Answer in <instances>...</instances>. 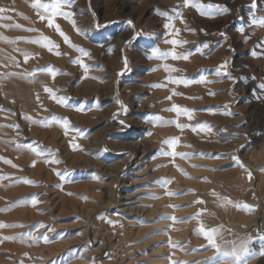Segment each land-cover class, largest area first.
<instances>
[{
    "label": "rangeland",
    "instance_id": "374dc122",
    "mask_svg": "<svg viewBox=\"0 0 264 264\" xmlns=\"http://www.w3.org/2000/svg\"><path fill=\"white\" fill-rule=\"evenodd\" d=\"M53 2L0 0L6 9L0 16L11 17L0 19V224L5 225L0 264H162L170 222L183 233L181 262L219 264L218 255L224 258V251L251 240L239 264H264V256L257 255L263 230L252 226L264 192V99H257V85L264 82V0H256L255 9L249 7L252 0H199L230 9L219 14L205 7L204 15L192 6L194 0H60L73 16L57 15L49 26L50 11L35 5ZM71 20L87 34L78 33ZM96 20L108 26L94 30ZM127 21L135 31L153 35L123 45L131 71L118 76L123 61L114 59L105 68L94 53L102 58L117 39L130 40L134 31ZM169 22L173 28L165 29ZM55 25L88 54L65 43ZM176 30L175 38L187 43H164L165 49L156 44L155 37L170 40ZM150 46L191 55L162 58L177 71L158 72L144 55ZM79 57L89 66L87 73L75 62ZM225 60L236 80L226 72L216 74ZM200 75L209 82L184 85L168 79ZM54 96L68 98L67 105ZM117 99L127 106L126 114L118 111L119 104L113 106ZM173 104L192 110V118L170 110ZM149 115L160 119L149 122ZM205 122L209 130L196 128ZM177 123L190 127L180 129ZM170 138H178L175 152L186 155L164 154ZM172 160L182 180L170 175L165 190L163 167ZM166 191L173 193L169 209ZM213 228L221 252L201 231ZM44 235L48 242L32 239Z\"/></svg>",
    "mask_w": 264,
    "mask_h": 264
},
{
    "label": "snow or ice",
    "instance_id": "6c2138e0",
    "mask_svg": "<svg viewBox=\"0 0 264 264\" xmlns=\"http://www.w3.org/2000/svg\"><path fill=\"white\" fill-rule=\"evenodd\" d=\"M185 3L187 4L188 0H185ZM35 6L43 7L46 11H50V15L47 17L49 26H53V18L56 17L57 15H61V16L65 17L66 19H70L73 16L72 12L63 10L64 6L61 4L60 0H54V2L50 3V4H37ZM192 6L197 8L198 10H200L201 15L205 14V11H204L205 7L207 9L215 8L219 14H225V13H228L230 11V9H228L226 6H223V5H213V4L209 3L208 5L205 6V5L201 4L199 2V0H194ZM249 7L251 9H255L257 7L256 0H252V3L249 5ZM5 11H6L5 8L0 7V13H3ZM91 14L95 17V13L94 12L91 13ZM177 15H179V13H177ZM5 18L11 19V17L0 16V19H5ZM41 18L44 19V17H41ZM168 19H169V21H171L173 19V17L169 16ZM71 23H72L74 29L78 33L85 34V35L87 34V30L80 29V28L76 27V21L75 20H71ZM108 23H117V22L110 21ZM262 23H264V21H262ZM126 24L133 28L134 34H133V36H132V38L130 40L125 41V48H127V47L133 45L134 43H136L140 37H150V36L153 35V34H149V33H143L142 31H135L134 25H132L131 21H127ZM14 26L15 27H21L20 25H14ZM107 26H108V24H101L98 20H96L95 24L93 25V29L98 31L99 29L106 28ZM6 27H13V25H6ZM55 27H56V30L59 32V34L63 37L65 43L71 44L70 38L59 28V26L55 25ZM163 27L165 29H172L173 25H172V23L169 22V23L164 24ZM238 31L243 32L244 31V27L241 26L240 28H238ZM177 32H178V30L173 31L172 33H170L173 36V38L170 39V40L166 39L165 43H169V44H171L173 46L183 45V44L187 43V41L177 40L175 38ZM219 35L223 39H225V40L227 39V36H226L225 32H220ZM45 39H47V38H45ZM48 45H51L53 47H58L57 45H54V43L52 41H48ZM48 45H45V46H48ZM71 46L73 48H76L80 53H83L84 55L88 54L86 52V50L83 49L82 47H79V46H77L75 44H71ZM207 46H208L207 42L204 45H202V47H207ZM113 47L114 46H110L108 51L111 52ZM196 51H198V52L201 51V48L198 47L196 49ZM122 52H123V49H122ZM251 54L253 56L258 55V53L256 51H252ZM144 55H145V57L147 59L166 58V57L170 56L174 60L175 59H185V60H187L189 55H191V53H178L175 50V47H173L171 50H169L167 52H162L157 46H150V52H145ZM25 59H27V54H25ZM75 62L79 63L81 65V67L84 69L85 73H87L89 66L87 64H85L83 62V60L77 59ZM123 63H124V68L121 70L120 73H118V76H122L125 72H130L131 71V68L129 67V61L127 59V56H123ZM163 67H164V69L166 71H168L170 73L177 71V69L173 68L172 66H170V65H168L166 63L163 65ZM228 67H229V61L225 60L222 65L217 67L216 74L220 75L222 72H226L228 74L229 78L236 80V78H232L231 77V73L228 72ZM11 75H17V74L16 73H11ZM168 79L174 84L183 83L184 85H188V84H191V83H205V82H209V81H207L205 75H200L198 80H189V79H186L184 77H173V76H169ZM251 79H255V77L253 76V77H251ZM154 86H161L162 87L163 85H154ZM257 87H258V89L261 90L260 93L257 95V99H264V82L259 83L257 85ZM46 91H48L49 93L52 92L51 89H46ZM173 93L174 94H178V93H175L174 89H173ZM54 98L57 99L58 102L67 105V99L68 98H66V97H55V96H54ZM168 99H171V97H168ZM116 102L120 105V108H119L118 111L124 112L126 114L127 111H128L127 106L124 105L123 102L120 101L119 99H117ZM77 110L82 111L83 109L78 108ZM170 110L176 111L178 113L182 112L184 114H187L189 119L192 118V116H191L192 110H190V109L181 108L180 106L173 104V106H172V108ZM224 114L231 115L230 112H225ZM115 116H116V114H114V118H115ZM145 119L148 120L149 122H151L152 119L159 120L160 118L159 117H151L149 115V116H146ZM119 123L121 124L122 127H130V125H126L123 120H120ZM64 126H65V128L68 127V121L67 120L64 121ZM177 127L180 128V129H183L185 127H190V125H184V124L177 123ZM196 128H198L200 130H209L208 125H207L206 122L197 125ZM147 134L151 135L150 132H148ZM177 139L178 138H170L169 140L164 141V143L171 144L172 149H173L172 152H170V153H164L165 155H181V156L186 155L184 153H176L175 152V144H176ZM71 146L74 149L79 147L75 143H71ZM31 150L33 152H35L37 156H42L43 155V153L38 151L36 148H32ZM103 151H107V149H104ZM159 154L160 153H157V155H159ZM220 155H223V154H220ZM45 162H49V161L45 160ZM51 162L52 163H59L60 161L56 160V159H53ZM233 162L234 163H238L239 162V158L236 157V156H233ZM54 171H56L57 175H59L62 180L64 179V176L59 172V170H54ZM249 175H251V174H249ZM93 178H96V177H93ZM57 187H61V185H57ZM168 195H173V193L169 192ZM33 203H36V201L34 200ZM238 207H239V205H238ZM243 207L251 210L252 206L243 205ZM172 219L174 220L175 217H172ZM109 223H113V222L109 221ZM3 226H5V225L0 224V227H3ZM201 231H203V234H204L206 240L208 241V244L211 245L212 247H214L217 252H221L222 249H221L220 245H218L217 238H216L217 237V229L213 228V229H210V230H207V231H204L202 229ZM32 239L33 240H37V241L40 240V239H43L45 242H48V240H49L47 235H44L42 237L32 236ZM257 239H259L262 242L261 251L259 253H257V255L264 256V231H261V233L258 234ZM250 243H251V240H249V241H241L240 244L236 248H234L233 250L224 251L223 255L233 257L236 260V264H239L240 259H242L243 256L247 255L248 252L250 251V249L248 247V245ZM172 264H178V262L173 261ZM179 264H187V262H179Z\"/></svg>",
    "mask_w": 264,
    "mask_h": 264
},
{
    "label": "bare ground",
    "instance_id": "6f19581e",
    "mask_svg": "<svg viewBox=\"0 0 264 264\" xmlns=\"http://www.w3.org/2000/svg\"><path fill=\"white\" fill-rule=\"evenodd\" d=\"M161 30V29H159ZM125 39H117L114 44L112 46L113 49L111 52H106L102 58L98 57V54L97 53H94V60L97 61V62H101L103 63L104 67H108L109 63H111V61H114L115 60H119L121 63H122V59H123V52H122V49H123V45L125 44ZM155 42L156 44L161 47V48H164V39H160V36L158 37H155ZM165 49V48H164ZM167 51V49L165 50ZM75 57V56H74ZM80 59V57H79ZM162 58H153L152 59V62H147L148 63V66L153 68L155 71H163L164 67L163 65L165 64L164 61L161 60ZM24 62V60H23ZM120 63V64H121ZM105 67V68H106ZM24 68V67H23ZM71 68V66H70ZM72 69V68H71ZM25 70V69H24ZM85 73V72H84ZM102 73V72H101ZM95 73L97 75V77H104V76H107L108 73ZM82 75V73H80ZM80 75V76H81ZM93 76V75H92ZM83 77V76H81ZM19 81H18V86L21 88L22 91H27L28 87H24L22 85V83H20L21 78H18ZM72 79V78H70ZM81 79V78H80ZM138 79V78H137ZM139 81H143V79H138ZM107 81V80H106ZM113 81V75H110L109 78H108V85L109 84H112L111 82ZM89 84V83H88ZM94 84V83H93ZM149 85V84H148ZM96 90V89H95ZM99 91V90H98ZM97 92V90H96ZM90 93V91H89ZM151 94V93H150ZM79 95V94H78ZM81 96V95H80ZM150 101V100H149ZM158 102V101H157ZM156 103V102H155ZM118 104L117 102L114 101V105ZM158 104V103H157ZM141 107V106H140ZM139 107V108H140ZM142 107L145 109V104L142 105ZM141 107V108H142ZM113 107H109V110L112 109ZM140 108V109H141ZM150 111V109H147ZM137 111V110H135ZM148 114V113H147ZM129 143V142H128ZM131 143V142H130ZM140 143L141 141L140 140H137L135 142H133V147L138 149L140 148ZM166 145V150L168 153V151L171 152L172 150V146L170 144H165ZM5 150V149H4ZM166 156H169V155H166ZM165 156V157H166ZM173 156V155H172ZM171 156V158H172ZM167 158V157H166ZM163 175L165 176V183H164V189L166 190V187L168 185V183H170V179H169V176L170 175H173L174 178L178 181H181L182 178L179 176V171L177 169V167L175 166V163L173 162H170V161H167L165 166L163 167ZM177 181V182H178ZM165 205L167 207V209H169L170 207V204H169V199L168 197H170V195H168V192L166 191L165 192ZM224 208V207H223ZM174 214L175 212L172 211ZM227 212V211H226ZM180 214V213H179ZM264 214V192L263 194L260 196L258 202H257V207L254 211V223L252 224L253 227H255L256 229H258L259 231L263 230L264 231V221H262V216ZM227 215V214H226ZM166 218H169V215H166L165 216ZM166 229H165V234L163 236V248H162V251H163V260H162V264H172L173 261H176L178 262H181V258L183 256L182 254V251H181V248H180V245H181V238L183 236V233L179 232L178 229H172L171 228V222L170 223H166ZM171 236V237H170ZM172 240H174L176 244H173ZM232 244V243H231ZM227 248V247H226ZM220 259H218L216 262H218L219 264H236V261L233 257L229 256V257H225L223 256L224 258L221 257V255H218ZM215 262V263H216Z\"/></svg>",
    "mask_w": 264,
    "mask_h": 264
}]
</instances>
